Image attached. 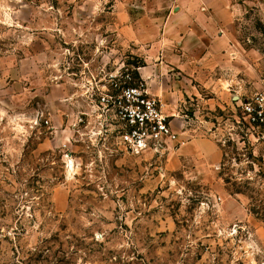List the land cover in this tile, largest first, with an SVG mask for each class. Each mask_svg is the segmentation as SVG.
<instances>
[{
  "label": "rangeland",
  "instance_id": "374dc122",
  "mask_svg": "<svg viewBox=\"0 0 264 264\" xmlns=\"http://www.w3.org/2000/svg\"><path fill=\"white\" fill-rule=\"evenodd\" d=\"M152 1L0 0V264H264V125L243 114L264 99V0H232L213 69L161 78L163 152L76 126L102 67L146 83ZM200 139L219 163L182 154Z\"/></svg>",
  "mask_w": 264,
  "mask_h": 264
},
{
  "label": "crops",
  "instance_id": "0c3cea01",
  "mask_svg": "<svg viewBox=\"0 0 264 264\" xmlns=\"http://www.w3.org/2000/svg\"><path fill=\"white\" fill-rule=\"evenodd\" d=\"M159 3L166 7L165 11H153L155 14H149L150 20L160 22L158 35L151 34L150 66L141 69L139 74L146 81L151 95L167 101L165 98L174 93L160 87L161 78L165 82L175 75L174 71L185 72L187 68L191 71L188 76L195 78L198 64L189 66L186 62H198L201 55H204L206 66L213 69L215 55L223 54L230 46L229 32L235 15L230 8L233 5L232 0L152 1L153 5ZM134 39L140 43L145 42L138 36ZM191 92L197 94L196 89ZM165 111L169 116H173L170 110L165 108ZM181 150L188 159L205 156L214 163H219L221 159L220 151L206 140L189 141Z\"/></svg>",
  "mask_w": 264,
  "mask_h": 264
},
{
  "label": "built area",
  "instance_id": "2783aa9c",
  "mask_svg": "<svg viewBox=\"0 0 264 264\" xmlns=\"http://www.w3.org/2000/svg\"><path fill=\"white\" fill-rule=\"evenodd\" d=\"M86 82L83 96L89 110L79 114L76 126H91L95 136L111 137L133 155L158 154L172 142V117L162 100L148 92L146 83L134 78L133 70L123 66L108 72L102 67ZM243 114L248 124L264 125V99L246 103Z\"/></svg>",
  "mask_w": 264,
  "mask_h": 264
}]
</instances>
